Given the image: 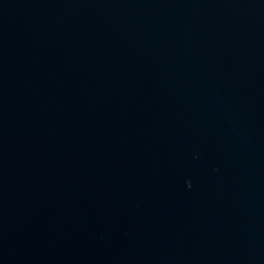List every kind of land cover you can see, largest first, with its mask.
I'll use <instances>...</instances> for the list:
<instances>
[{
    "label": "water",
    "instance_id": "water-1",
    "mask_svg": "<svg viewBox=\"0 0 264 264\" xmlns=\"http://www.w3.org/2000/svg\"><path fill=\"white\" fill-rule=\"evenodd\" d=\"M0 264H264V0H0Z\"/></svg>",
    "mask_w": 264,
    "mask_h": 264
}]
</instances>
